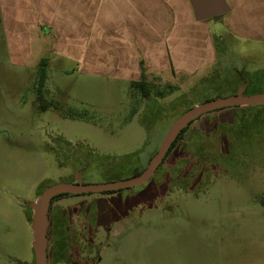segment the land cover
<instances>
[{
	"label": "rangeland",
	"instance_id": "rangeland-1",
	"mask_svg": "<svg viewBox=\"0 0 264 264\" xmlns=\"http://www.w3.org/2000/svg\"><path fill=\"white\" fill-rule=\"evenodd\" d=\"M227 15L206 21L216 29L220 54L212 72L191 82L153 77L147 98L130 82L88 71L59 50L49 30L32 36L29 52L15 49L0 16V264H36L41 187L135 176L190 106L236 89L264 92V40L229 35ZM41 53L49 57L46 110L36 94ZM186 128L159 169L191 168V187L157 196L150 190L158 185H146L110 229L89 230L82 248L87 264H264V105L214 110ZM129 197L70 195L55 201L53 211L70 206L68 213L78 216L71 227L81 231L83 222L94 226L100 210Z\"/></svg>",
	"mask_w": 264,
	"mask_h": 264
},
{
	"label": "crops",
	"instance_id": "crops-1",
	"mask_svg": "<svg viewBox=\"0 0 264 264\" xmlns=\"http://www.w3.org/2000/svg\"><path fill=\"white\" fill-rule=\"evenodd\" d=\"M225 1L230 6L224 20L228 34L264 40V0ZM0 14L15 49L29 52L32 36L49 30L59 50L88 71L132 84L153 77L196 81L220 61L216 29L207 20H196L189 0H0ZM61 207H52L48 219L47 264L50 259L67 263L72 248L69 226L78 216L68 213L70 206ZM59 246L64 253L58 256Z\"/></svg>",
	"mask_w": 264,
	"mask_h": 264
},
{
	"label": "water",
	"instance_id": "water-1",
	"mask_svg": "<svg viewBox=\"0 0 264 264\" xmlns=\"http://www.w3.org/2000/svg\"><path fill=\"white\" fill-rule=\"evenodd\" d=\"M189 2L192 6L194 17L199 21L223 15L230 11V6L225 0H189ZM255 105H264V92L252 94L235 93L230 96L203 101L186 111L173 123L157 152L138 175L122 180L98 183H84L77 177L76 181L73 182H58L48 186L41 195L42 205L36 225V264H47L48 261V219L51 201L54 196L62 193L83 194L140 186L154 175L166 158L173 142L191 122L214 110Z\"/></svg>",
	"mask_w": 264,
	"mask_h": 264
},
{
	"label": "trees",
	"instance_id": "trees-1",
	"mask_svg": "<svg viewBox=\"0 0 264 264\" xmlns=\"http://www.w3.org/2000/svg\"><path fill=\"white\" fill-rule=\"evenodd\" d=\"M49 63V58L48 57H42L40 58L39 61V66L37 69V80H36V94H37V102L39 104V107L41 110H46L49 107V102L46 100L45 95H44V89L46 86V80H47V66ZM237 73L240 74L243 78V74L241 72V70H237ZM147 82L145 81H141V82H137V83H133V85L138 86L140 89H142V93L143 96L150 97V90L146 84ZM237 89L233 92L234 94L237 93ZM208 98L202 100V101H207ZM256 106V105H255ZM193 106H190L187 111L189 109H191ZM239 108L242 107H254V106H236ZM235 108V107H232ZM222 109H226V108H222ZM222 109H218V110H222ZM216 111V110H215ZM187 128H184L181 133L178 135L177 139L173 142V144L170 147V150L167 154V156L173 151V149L176 147L178 141L182 138L183 133L186 131ZM65 143L69 144L70 142H67L66 140H64ZM193 160H191L192 162ZM79 164V163H77ZM80 165V164H79ZM161 166V165H160ZM191 168L187 167L185 169L182 170V172L180 173H175L174 172H168V171H161L159 168L158 170L155 172V174L144 184L140 185V186H136V187H132V188H125V189H120V190H109V191H103L100 192L103 194V197H115V195L117 194L118 196H123L124 194H128L130 195L129 197V201L127 202H122L121 203V207L120 204L119 205H109L107 207L104 208V210H100V213L98 212L97 216L100 218V220L98 221V223H96L94 226L88 225L87 223L83 222L80 225V230L81 231H73V228L71 226H69V232L71 235V244H72V248H71V252H70V256L68 258L67 264H87L86 259L84 256H82V254L84 252H87V250L82 249L83 248V239L87 238V236L89 235V230L90 233L94 234V231L96 232L98 229L100 228H107V224L118 221L120 219H122V217H124L127 213H129V209L132 208L133 204L135 205V203L133 202L131 197H134L137 192H139L142 195V192L144 191L143 189L145 188L146 185H151L153 187H157L160 188L158 190V188H155L156 190H150L152 192L150 193H154L155 195L157 194V196L159 195H164L167 191H169L170 189L172 190L174 187H181V188H185V189H189L192 185V183L195 181L194 179V175H192ZM187 171V172H185ZM140 173V171H137L134 173V175H138ZM172 174H177L176 178H180V180H176L174 177H172ZM181 176H180V175ZM168 177H170L168 179ZM84 178V176H83ZM74 181V180H73ZM83 181V180H82ZM84 182V181H83ZM183 183H186V185L184 186ZM47 188V186H43L41 187V189L38 191V195H42L43 191ZM70 195H76V194H69V193H62V194H58L56 196L53 197L52 201H51V206H50V210H49V215L51 212V208L53 207V204L55 201L66 197V196H70ZM156 196V197H157ZM154 200H150L148 203L150 206H152L154 204ZM129 202V203H128ZM30 210H28V218L30 221H32V209L29 207ZM126 210H128L126 212ZM123 213V214H122ZM110 229V228H107ZM61 239V237H59ZM92 238V237H91ZM96 261V260H95ZM97 261H100V258L97 259Z\"/></svg>",
	"mask_w": 264,
	"mask_h": 264
},
{
	"label": "bare ground",
	"instance_id": "bare-ground-1",
	"mask_svg": "<svg viewBox=\"0 0 264 264\" xmlns=\"http://www.w3.org/2000/svg\"><path fill=\"white\" fill-rule=\"evenodd\" d=\"M41 207V206H40ZM40 210V209H39Z\"/></svg>",
	"mask_w": 264,
	"mask_h": 264
}]
</instances>
